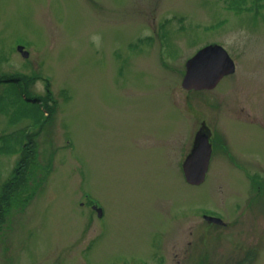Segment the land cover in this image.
Instances as JSON below:
<instances>
[{"label":"rangeland","instance_id":"obj_1","mask_svg":"<svg viewBox=\"0 0 264 264\" xmlns=\"http://www.w3.org/2000/svg\"><path fill=\"white\" fill-rule=\"evenodd\" d=\"M232 1L0 0V185L24 131L46 177L0 227V264H264V0ZM211 44L235 72L184 90ZM202 125L215 147L190 185Z\"/></svg>","mask_w":264,"mask_h":264},{"label":"water","instance_id":"obj_2","mask_svg":"<svg viewBox=\"0 0 264 264\" xmlns=\"http://www.w3.org/2000/svg\"><path fill=\"white\" fill-rule=\"evenodd\" d=\"M17 50L23 57L28 52L22 47ZM186 72L182 80L184 89H211L226 75L234 72L235 66L226 51L218 45H210L200 49L193 57L187 60ZM194 150L186 157L182 169L186 180L192 184H199L204 180L208 170L211 154L207 137L198 139ZM210 221L221 223L217 218H209Z\"/></svg>","mask_w":264,"mask_h":264},{"label":"trees","instance_id":"obj_3","mask_svg":"<svg viewBox=\"0 0 264 264\" xmlns=\"http://www.w3.org/2000/svg\"><path fill=\"white\" fill-rule=\"evenodd\" d=\"M245 0H233L232 4L244 3ZM262 0H253V3H260ZM262 6L264 4H261ZM246 7L245 9H247ZM2 81V80H1ZM6 82L21 84L20 78L6 79ZM27 101V100H26ZM40 100L28 101L32 103H38ZM32 133L23 132V140H26L21 146L22 155L14 170V174L8 180H5L0 185V227L6 222L8 213L10 212L15 201H18L22 208H24L28 202L35 196L36 189L42 188V182H30L31 181V169L35 161V145L33 143ZM23 143V141H22ZM17 202V203H18Z\"/></svg>","mask_w":264,"mask_h":264},{"label":"flooded vegetation","instance_id":"obj_4","mask_svg":"<svg viewBox=\"0 0 264 264\" xmlns=\"http://www.w3.org/2000/svg\"><path fill=\"white\" fill-rule=\"evenodd\" d=\"M233 74V73H232ZM232 74H230V75H232ZM230 75H228V76H230ZM228 76H226V77H228ZM226 77H224V78H226ZM223 78V79H224ZM223 79H221V80H223ZM211 90H213V89H211ZM211 90H206V91H211ZM204 135H208L209 136V140H210V142H212L211 141V134H210V132L208 131V129H207V127L206 126H204V125H202V127L201 128H199L198 129V131L196 132V135H195V140H198L199 138H201L202 136H204Z\"/></svg>","mask_w":264,"mask_h":264}]
</instances>
